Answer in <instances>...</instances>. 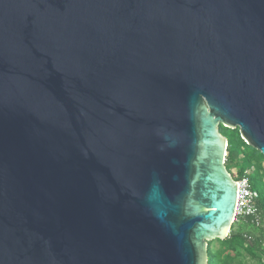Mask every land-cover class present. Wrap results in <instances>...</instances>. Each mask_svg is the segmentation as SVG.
Returning <instances> with one entry per match:
<instances>
[{
	"label": "water",
	"instance_id": "water-1",
	"mask_svg": "<svg viewBox=\"0 0 264 264\" xmlns=\"http://www.w3.org/2000/svg\"><path fill=\"white\" fill-rule=\"evenodd\" d=\"M221 125L264 155V0H0V264H209Z\"/></svg>",
	"mask_w": 264,
	"mask_h": 264
},
{
	"label": "trees",
	"instance_id": "trees-1",
	"mask_svg": "<svg viewBox=\"0 0 264 264\" xmlns=\"http://www.w3.org/2000/svg\"><path fill=\"white\" fill-rule=\"evenodd\" d=\"M229 129L233 132L231 131L230 133L231 139L225 135L229 140L226 160L227 168L235 179H239L247 171L249 172L252 186L260 192L258 205L264 215V155L242 138L241 133L238 131L239 128ZM234 167L237 169L236 172L232 171ZM251 172H253L255 178L258 177L257 180L263 182V189L257 187ZM237 223L239 224L238 228L235 226ZM247 227H255L251 218H242L235 221L228 237L226 239H217V241L222 243L220 250L213 251L211 248L213 241L209 242V264H233L242 253L252 255L256 264H264V235L262 233L253 236L246 230Z\"/></svg>",
	"mask_w": 264,
	"mask_h": 264
},
{
	"label": "built area",
	"instance_id": "built-area-1",
	"mask_svg": "<svg viewBox=\"0 0 264 264\" xmlns=\"http://www.w3.org/2000/svg\"><path fill=\"white\" fill-rule=\"evenodd\" d=\"M236 181L238 183V198L235 221L251 218L255 227L264 228V215L258 205L260 192L252 186L249 172L247 171L243 177Z\"/></svg>",
	"mask_w": 264,
	"mask_h": 264
},
{
	"label": "rangeland",
	"instance_id": "rangeland-1",
	"mask_svg": "<svg viewBox=\"0 0 264 264\" xmlns=\"http://www.w3.org/2000/svg\"><path fill=\"white\" fill-rule=\"evenodd\" d=\"M220 128H221V131H223L222 133H224V135H227L230 139L232 138L231 134H230L232 130H230L229 128H224L223 125H221ZM238 131L240 132L239 129H238ZM263 164H264V162H263ZM232 171L236 172L237 169L234 167L232 169ZM251 176L255 180V184L257 185V187L259 189H263V182L261 180H257L258 177L255 178V175L253 174V172H251ZM235 177H236V175H235ZM236 178H238V177H236ZM235 226H236V228H238L239 224L237 223ZM246 230L249 231L251 234H253V236H256L257 234H262V233L264 235V232H263L264 229L263 228L247 227ZM211 248L213 251L220 250L222 248V243L220 241L214 240ZM237 260H240V261H237ZM233 264H256V262H255L252 255L242 253L240 256L237 257L236 262Z\"/></svg>",
	"mask_w": 264,
	"mask_h": 264
},
{
	"label": "flooded vegetation",
	"instance_id": "flooded-vegetation-1",
	"mask_svg": "<svg viewBox=\"0 0 264 264\" xmlns=\"http://www.w3.org/2000/svg\"><path fill=\"white\" fill-rule=\"evenodd\" d=\"M221 127V126H220Z\"/></svg>",
	"mask_w": 264,
	"mask_h": 264
}]
</instances>
